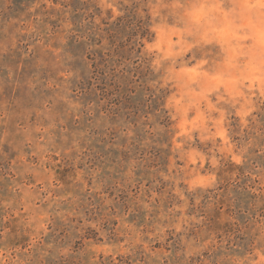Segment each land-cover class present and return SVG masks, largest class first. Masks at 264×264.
I'll use <instances>...</instances> for the list:
<instances>
[{
    "label": "rangeland",
    "instance_id": "374dc122",
    "mask_svg": "<svg viewBox=\"0 0 264 264\" xmlns=\"http://www.w3.org/2000/svg\"><path fill=\"white\" fill-rule=\"evenodd\" d=\"M0 264H264V0H0Z\"/></svg>",
    "mask_w": 264,
    "mask_h": 264
}]
</instances>
